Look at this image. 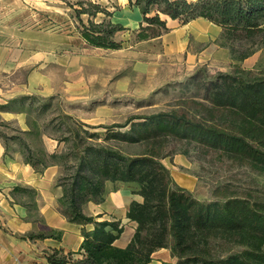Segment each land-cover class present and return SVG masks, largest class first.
<instances>
[{
  "label": "trees",
  "instance_id": "16d2710c",
  "mask_svg": "<svg viewBox=\"0 0 264 264\" xmlns=\"http://www.w3.org/2000/svg\"><path fill=\"white\" fill-rule=\"evenodd\" d=\"M128 4L142 15L136 33L139 41L168 30V19L183 24L206 19L221 29L218 41L237 61L251 56L256 47L264 48V0H128ZM87 5L91 9L77 10L79 20L82 14L89 15L87 23L80 21L81 37L94 47L120 49L122 42L116 41V34L126 28L113 23V13L100 4L87 1ZM99 13L103 16L95 22ZM237 42L250 44V49L234 56ZM213 85L207 103H197L201 108L197 114L161 112L139 117L124 131L126 125L103 127V133L91 132L82 123L71 125L69 115H63L67 124L59 127V133L42 131L30 114L47 109L51 99L40 107L36 103L42 99L34 95L0 104V113H27L29 117L28 130L9 134L0 129L5 149L18 147L24 163L35 171L52 166L62 169L61 213L69 223L81 226L82 251L53 248L46 252L49 264H149L161 249L170 251L175 264H264V201L238 196L201 201L178 185L161 162L169 140L185 141L264 174V73L254 75L252 70L237 68L219 74ZM1 123L9 126L4 120ZM44 134L63 148L48 152L41 144ZM123 145H141L145 150L128 153ZM113 183L131 185L132 194L141 197L129 204L126 217L137 226L124 248L115 244L124 230L120 221H98L101 215L84 211L89 202H105L107 186ZM20 190L15 187V194ZM47 237L60 239L61 231L23 236L29 240ZM216 243L242 250L216 259Z\"/></svg>",
  "mask_w": 264,
  "mask_h": 264
},
{
  "label": "rangeland",
  "instance_id": "374dc122",
  "mask_svg": "<svg viewBox=\"0 0 264 264\" xmlns=\"http://www.w3.org/2000/svg\"><path fill=\"white\" fill-rule=\"evenodd\" d=\"M87 1L112 12V22L126 28L116 34V41L122 42L120 49L94 47L81 37L80 21L87 23L89 15L82 14L81 20L76 16L81 7L91 9ZM102 16L99 13L93 20L99 22ZM141 21V13L130 8L128 0H0V104L34 95L42 99L36 103L40 107L51 99L47 109L30 114L47 133H59V127L67 124L63 115L72 117L71 125L82 123L94 133H103V127L115 124L126 125L124 131L140 121L139 117L177 110L197 114L201 110L197 103H207L208 89L219 74L237 68L252 70L254 75L264 73V48L256 47L251 56L237 61L229 48L220 44L221 29L213 25L168 19V30L139 41L136 33ZM234 47V56H238L250 49V44L237 42ZM28 118L27 113L1 112L0 124L4 120L9 126L0 125V129L9 134L28 130ZM0 142L4 147L1 138ZM41 144L48 152L63 148L46 134ZM123 149L128 153L145 150L141 145H123ZM165 153L161 162L173 179L201 201L236 196L264 201V174L249 164L185 141L169 140ZM4 156L33 172L18 147L5 149ZM38 172L51 181L59 199L62 169L52 166L46 175ZM22 183L16 199L29 207L30 221H38V190ZM131 191L127 183L109 184L105 201L113 199L121 209L133 197L141 199ZM58 199L55 207L62 215L64 207ZM100 209L95 202L84 206L90 216ZM97 220L115 221L110 215ZM241 250L240 246L216 243L214 258Z\"/></svg>",
  "mask_w": 264,
  "mask_h": 264
},
{
  "label": "crops",
  "instance_id": "0c3cea01",
  "mask_svg": "<svg viewBox=\"0 0 264 264\" xmlns=\"http://www.w3.org/2000/svg\"><path fill=\"white\" fill-rule=\"evenodd\" d=\"M4 155L5 149L0 142V264H49L46 252L53 248H63L65 252L74 253L82 251L81 226L69 223L58 213L55 207L58 194L52 189L51 181L43 177L40 172L33 169L31 172L28 167L21 165L20 161L16 163ZM50 168L52 167L43 171L44 175ZM21 182L23 185L38 190L39 196L36 199L38 221H30L29 207L16 199L17 193L15 194L14 188ZM132 200L141 201L137 197H133L130 201ZM130 201L120 209L113 199L106 200L99 204L101 209L96 214V216L101 215L100 218L110 215L115 221L121 222L124 230L121 238L115 243L120 248L128 245L137 226L136 222L126 217ZM45 228L49 231H61V238L47 237L29 240L21 235L22 233H39ZM87 228L92 229L89 226ZM128 230H131L130 235ZM164 262L176 263V259L171 257L168 249L155 252L149 264H163Z\"/></svg>",
  "mask_w": 264,
  "mask_h": 264
},
{
  "label": "bare ground",
  "instance_id": "6f19581e",
  "mask_svg": "<svg viewBox=\"0 0 264 264\" xmlns=\"http://www.w3.org/2000/svg\"><path fill=\"white\" fill-rule=\"evenodd\" d=\"M211 25L215 26L217 29H220L217 25L209 22L206 19H199L195 22V26L210 27Z\"/></svg>",
  "mask_w": 264,
  "mask_h": 264
}]
</instances>
